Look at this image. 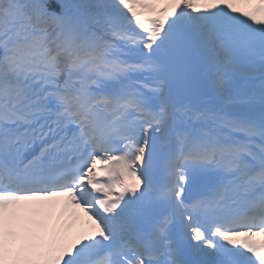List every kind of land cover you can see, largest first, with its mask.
Returning <instances> with one entry per match:
<instances>
[{
    "label": "snow or ice",
    "instance_id": "obj_1",
    "mask_svg": "<svg viewBox=\"0 0 264 264\" xmlns=\"http://www.w3.org/2000/svg\"><path fill=\"white\" fill-rule=\"evenodd\" d=\"M0 264H264V0H0Z\"/></svg>",
    "mask_w": 264,
    "mask_h": 264
},
{
    "label": "rangeland",
    "instance_id": "obj_2",
    "mask_svg": "<svg viewBox=\"0 0 264 264\" xmlns=\"http://www.w3.org/2000/svg\"><path fill=\"white\" fill-rule=\"evenodd\" d=\"M239 6H241L242 8H245V7H247L246 5H239Z\"/></svg>",
    "mask_w": 264,
    "mask_h": 264
}]
</instances>
